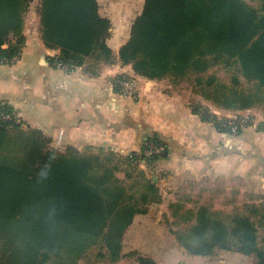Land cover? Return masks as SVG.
Instances as JSON below:
<instances>
[{
  "label": "trees",
  "instance_id": "16d2710c",
  "mask_svg": "<svg viewBox=\"0 0 264 264\" xmlns=\"http://www.w3.org/2000/svg\"><path fill=\"white\" fill-rule=\"evenodd\" d=\"M30 1L0 0V58L21 52ZM37 14L44 43L58 48L66 63L91 69L118 60L147 79H189L196 92L223 109L264 105V0H144L117 56L106 43L110 21L99 13L97 0H39ZM215 64L227 71L228 81L208 73ZM4 112L14 114L0 104ZM214 128L231 133L220 122ZM145 141L165 149L156 135ZM45 143L39 131L21 129L15 116L0 118V264L116 263L135 214L161 199L137 164L143 156ZM16 146L19 153L10 157ZM161 156L160 151L149 160ZM260 228L264 201L222 216L199 206L192 224L174 233L190 254L221 248L264 264ZM131 256L138 264H157L137 252Z\"/></svg>",
  "mask_w": 264,
  "mask_h": 264
},
{
  "label": "crops",
  "instance_id": "0c3cea01",
  "mask_svg": "<svg viewBox=\"0 0 264 264\" xmlns=\"http://www.w3.org/2000/svg\"><path fill=\"white\" fill-rule=\"evenodd\" d=\"M143 2L136 0L134 7L129 2H122L123 7L117 3L103 7L97 0L99 13L110 21L106 43L115 56L128 39ZM34 15L24 17V44L19 58L13 63H0V104L11 107L21 129L39 131L52 148L58 149L73 145L80 150L100 146L137 151L148 136L162 139L165 149L150 165L148 175L158 186L161 199L150 205L144 214L147 217L152 213L168 216L170 210L182 207L192 212L182 202L192 201V179L212 185L232 178H264V133L249 131L230 138L204 125L192 114L181 91L165 86L164 79L140 78V98L122 97L114 86V75L134 71L118 60L91 69L78 65L72 72L54 68L52 60L60 50L46 46L37 13ZM153 223L154 219L150 225ZM129 227L126 235L131 234ZM145 229L143 224L135 231L146 234ZM114 264L138 262L130 256Z\"/></svg>",
  "mask_w": 264,
  "mask_h": 264
},
{
  "label": "rangeland",
  "instance_id": "374dc122",
  "mask_svg": "<svg viewBox=\"0 0 264 264\" xmlns=\"http://www.w3.org/2000/svg\"><path fill=\"white\" fill-rule=\"evenodd\" d=\"M38 1L39 0L30 1V5L24 17L31 16L35 18L36 15H34V13H37ZM126 1L129 2V4ZM99 2L103 7L105 4L115 5V3L118 4V7H121V5L123 7L125 3H127L130 7H134L137 5L135 4L136 0H99ZM122 2H124V4ZM208 73H215L216 76L223 81H228L230 77L227 71H225V69L220 64L211 66V68L208 70ZM127 74L134 77L135 79L137 78L136 80H138L137 82L139 88L141 82L140 78L144 77L136 74L135 72L134 74L125 72H121L118 74L115 73L114 77L115 79H117L119 76ZM162 79H164V82H166L165 86L169 87L170 89L181 91L180 94L186 97L187 101L190 103L189 105L191 106L192 114L196 115L204 125L214 127L215 122H220L223 125H235L238 122L239 125L243 121L242 118H244L246 115L244 124L240 125L239 127V130H242L240 133H246L249 131H253L255 133H264V105L254 106L249 109L240 111L223 109L221 107H218L211 100L202 96L200 93L196 92L189 79L184 78L180 81H173L169 78ZM211 115H215V118H212ZM24 131L27 132L28 130L25 129ZM237 134L238 132H231L229 133V137L231 138L237 136ZM43 138L44 140H46L45 144L51 147L48 139L44 136ZM99 148H103L105 151L111 150L110 148L100 146H84L82 147V150H79L96 152ZM111 151L118 156H127V154H130V152H132L125 150ZM16 152L19 153V149L17 146L14 147V151L9 153V156L11 157V155ZM135 152L138 155L137 157L140 158V156H143V158L139 159V162H137V164L145 171L147 175H149V170L151 169L150 165H152L158 158L149 160V157L152 155H144L140 150H137ZM117 175L121 178L123 177V173L121 171L117 172ZM191 196L192 201H190L189 199L182 202H185V206L187 208H190L192 212H188L186 209H182V207L180 209L174 208L170 210V214H168V216H164L161 214L155 215V213L151 214L149 212L151 216L147 217L144 216V214L149 211V206L146 213L135 214V216L133 217V219L136 218L135 221L133 223L131 222V227H129L130 225L128 226L130 230H132L131 234L126 235V230L128 228L127 227L122 235V258L130 257L132 252H137L140 255H151L159 264H163L161 262H164V264H253L254 259L251 256L242 254L235 250L216 248L209 255L190 254L181 245V242L178 241L174 232L187 228L192 224V215L199 206H206L211 212H215L217 216H222L235 210L241 211L245 203L258 204L264 201V178H232L228 181H218L212 185H208V182L203 179L199 181L192 179ZM172 211H176V215H174ZM152 219H154L155 223H153V225H150ZM143 224L145 225V230L147 231L146 234L140 231H135L137 228H141ZM169 230H171L173 233L168 232ZM153 231H155V233ZM258 234L260 238L264 236V231L262 228H260ZM155 235L157 237H155ZM130 244L131 246H129ZM178 246H180V248ZM130 247L135 249H130ZM176 256L177 258H175ZM172 259H175V261L171 262ZM80 264H84V261L81 260Z\"/></svg>",
  "mask_w": 264,
  "mask_h": 264
},
{
  "label": "built area",
  "instance_id": "2783aa9c",
  "mask_svg": "<svg viewBox=\"0 0 264 264\" xmlns=\"http://www.w3.org/2000/svg\"><path fill=\"white\" fill-rule=\"evenodd\" d=\"M19 55H20V53H17L14 56H12L11 58H0V63H13L19 58ZM52 66L54 68L60 69L64 72H72L73 70H75L78 67L76 65H72V64H69V63L62 61L58 56H55L53 58ZM136 79L132 76H129L128 74L127 75H121L117 79H115L114 86H115L118 94L121 95L122 97L130 98L133 100L140 98V96H141L140 87L138 88V86H139L138 82H137L138 80H136ZM14 116H15L14 114L7 113V112L0 114V118L3 120L11 119ZM245 117H246V115H245ZM245 117L242 118L243 121L239 125L237 122L235 125L224 124V126L226 125V128L230 132H232V133L236 132L237 133L239 131L240 125L244 124ZM143 145H147L146 147H144L143 149L140 150L144 155H153V154L159 153L160 151H162L164 149L163 146L160 144L149 143L147 141H144Z\"/></svg>",
  "mask_w": 264,
  "mask_h": 264
}]
</instances>
